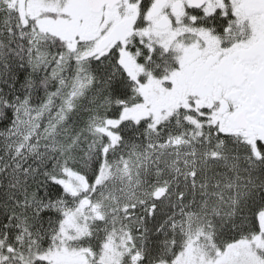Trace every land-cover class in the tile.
Here are the masks:
<instances>
[{"label": "snow or ice", "instance_id": "1", "mask_svg": "<svg viewBox=\"0 0 264 264\" xmlns=\"http://www.w3.org/2000/svg\"><path fill=\"white\" fill-rule=\"evenodd\" d=\"M0 264H264V0H0Z\"/></svg>", "mask_w": 264, "mask_h": 264}]
</instances>
